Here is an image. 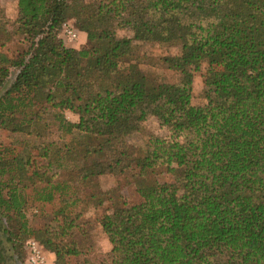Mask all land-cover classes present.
I'll return each instance as SVG.
<instances>
[{
	"label": "trees",
	"instance_id": "1",
	"mask_svg": "<svg viewBox=\"0 0 264 264\" xmlns=\"http://www.w3.org/2000/svg\"><path fill=\"white\" fill-rule=\"evenodd\" d=\"M68 19L86 36L78 50L57 38ZM13 26L0 19L5 43L27 47L0 60V84L17 71L0 133L40 145L0 143V264H29L30 238L54 264L80 256L78 186L122 175L137 202L112 189L82 198L101 209L104 264H264V0H16ZM156 40L178 47L160 59L176 83L140 69L139 45ZM148 118L169 136L135 149L127 137ZM30 205L54 206L51 223L31 229Z\"/></svg>",
	"mask_w": 264,
	"mask_h": 264
},
{
	"label": "rangeland",
	"instance_id": "2",
	"mask_svg": "<svg viewBox=\"0 0 264 264\" xmlns=\"http://www.w3.org/2000/svg\"><path fill=\"white\" fill-rule=\"evenodd\" d=\"M87 2L98 1V0H86ZM16 15V0H0V19L1 22L6 23V31L14 32L15 26L13 21ZM63 24H68L73 28L77 34V39L74 42H67L66 38L63 37L61 28L57 33V38L62 42L66 49L78 50L86 43V36L83 32L79 31L76 22L73 19L66 20ZM62 24V25H63ZM62 27V26H61ZM118 38H130L131 32L127 30H121L116 32ZM5 37L0 33V44L4 43V47L0 49V60L2 66H8V59L14 57L17 52L23 51L27 44L23 43L22 37L15 35L9 42L5 43ZM178 54V47L170 45L160 40H156L150 44L139 45L138 55L140 56L141 64L140 69L151 79H154L158 83H176L178 81V74L167 70L160 62L161 58L171 57ZM206 66L203 64L200 71L192 76L191 84V104L193 106H202L205 104L203 98V75ZM17 71L15 69H8V77L0 84V95L3 94L12 84ZM65 118L76 123L78 117L72 113L65 112ZM149 136H155L158 138H165L169 136L168 130L161 128L158 122L154 118H148L141 127L139 133L132 134L127 137L129 145L135 149H141L145 146ZM17 139V140H15ZM72 139V137H69ZM67 139V141L69 140ZM184 138L180 137L179 142H182ZM31 143L33 146H39V142H33L31 139H26L23 136H11L5 133H0V143L9 144L17 142ZM167 177H160V180H165ZM118 191L119 195L127 203L137 202V195L134 192L133 181L128 176H101L92 181L91 184H85L78 186V195L82 200V203L77 205L74 209L75 214H80L81 217L77 220L75 225H79L77 230H73L71 240H75L81 255L77 257L65 258L63 263L60 264H104L107 260L111 245L102 233L98 220L102 214L101 209L91 203L84 202L83 199L88 197L91 193H99L107 190ZM83 198V199H82ZM54 206H40L30 205L26 211V217L29 222V226L33 230L42 229L45 224L51 223V210ZM55 207H57L55 205ZM49 223V224H50ZM28 240L35 239L30 238ZM38 242V241H37ZM36 242V243H37ZM45 257V264H54V255L48 252H43Z\"/></svg>",
	"mask_w": 264,
	"mask_h": 264
},
{
	"label": "built area",
	"instance_id": "3",
	"mask_svg": "<svg viewBox=\"0 0 264 264\" xmlns=\"http://www.w3.org/2000/svg\"><path fill=\"white\" fill-rule=\"evenodd\" d=\"M62 35L66 38L67 42L71 43L76 41L77 34L71 26L68 24H63L61 27ZM25 247L28 252V263L29 264H45V257L43 252L34 240H27L25 242Z\"/></svg>",
	"mask_w": 264,
	"mask_h": 264
}]
</instances>
